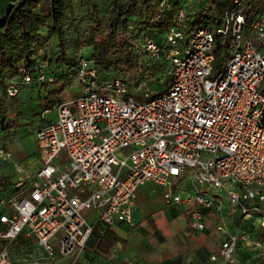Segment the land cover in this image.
Returning a JSON list of instances; mask_svg holds the SVG:
<instances>
[{
    "label": "built area",
    "instance_id": "built-area-1",
    "mask_svg": "<svg viewBox=\"0 0 264 264\" xmlns=\"http://www.w3.org/2000/svg\"><path fill=\"white\" fill-rule=\"evenodd\" d=\"M229 1L214 31L173 26L160 44L142 36V52L169 66L161 96L133 100L120 78L100 82L93 60L77 59L80 94L43 110L42 116L54 111L56 119L34 133L36 169L20 164L12 183L0 181V240L6 246L19 237L32 240L43 256L12 261L5 247L0 264H51L57 257L73 263L94 222L100 228L133 225L137 189L147 184L163 187L167 206L195 204L188 220L195 232L205 231L203 211L218 217V257L225 264H234L249 234L229 231L224 211L258 216L264 233V5L245 15L248 0ZM216 37L230 55L217 73ZM33 70L34 76L10 79L8 97L23 86L53 82L46 61ZM11 159L0 145V162ZM182 176L190 190L172 191V180ZM58 233L54 250L49 242Z\"/></svg>",
    "mask_w": 264,
    "mask_h": 264
},
{
    "label": "trees",
    "instance_id": "trees-1",
    "mask_svg": "<svg viewBox=\"0 0 264 264\" xmlns=\"http://www.w3.org/2000/svg\"><path fill=\"white\" fill-rule=\"evenodd\" d=\"M184 1L106 0V10L101 14L94 0H0V133L19 126L16 119L21 101L19 93L8 97V82L24 73L34 76L33 68L41 61L47 62V75L53 82L37 85L40 88L76 80L77 59L81 56L93 60L100 82L118 77L128 85L130 95L143 80L157 82L160 75L166 78L163 85L167 86L169 66L142 52V36L160 44L163 33L173 26L185 31H214L231 5L229 0H196L197 5L188 14L183 10ZM243 6L247 15L261 6V1L248 0ZM80 11L85 12L84 17L78 16ZM179 11L183 12L182 19L178 18ZM223 53L222 39L216 37L214 70ZM135 97L143 100L141 95ZM47 99V108L61 101ZM11 114L15 117L10 118ZM255 237L260 238V232ZM18 241L27 244L22 237Z\"/></svg>",
    "mask_w": 264,
    "mask_h": 264
},
{
    "label": "crops",
    "instance_id": "crops-1",
    "mask_svg": "<svg viewBox=\"0 0 264 264\" xmlns=\"http://www.w3.org/2000/svg\"><path fill=\"white\" fill-rule=\"evenodd\" d=\"M56 85L61 86V92L51 87L40 88L35 85L25 87L24 92L25 95L29 93L30 98L32 92H35L39 99L45 100L51 96L49 93L56 91L52 97H58L64 101L61 95L66 94V86H79L76 80L61 81ZM42 112L40 113L39 124L34 129L21 131L24 124L18 122V128L2 134L0 145L12 155V159L0 162V181L12 183L13 178L17 176V168L20 164L28 163L36 169L37 149L34 133L39 127L49 122L43 119ZM26 140L29 142L28 144L24 143ZM8 164L16 166V170L12 174L9 173L10 175L5 170ZM178 185H175L174 188L190 190L187 178H183ZM163 191V187L151 184L138 188L131 227L116 225L100 228L94 222V231L86 248L73 263L69 258L57 257L51 264H222L219 257L216 261L209 260L216 253L215 248L217 247L216 250L219 248V237L218 235L214 236L216 233L215 225L219 222L218 217L211 211H203L205 231L195 232L188 227V220L190 212L196 205L167 206L162 200ZM155 196L160 201L155 202L152 199ZM85 214L92 220V213ZM246 218L259 219L255 215L245 218L230 217L226 215V211L222 216L223 222L230 229L231 225L239 222H243L245 227ZM178 219L184 220L185 230L175 229V226L171 228V225H174ZM233 231L237 232V230ZM237 251L238 249L235 259Z\"/></svg>",
    "mask_w": 264,
    "mask_h": 264
},
{
    "label": "rangeland",
    "instance_id": "rangeland-1",
    "mask_svg": "<svg viewBox=\"0 0 264 264\" xmlns=\"http://www.w3.org/2000/svg\"><path fill=\"white\" fill-rule=\"evenodd\" d=\"M94 1L96 2V5L98 7L99 12L101 14H103L105 12L106 6H107L106 0H94ZM260 1H261V6L264 5V0H260ZM196 5H197L196 0H185L184 3L182 4L183 10L188 12V14L191 13V10H193ZM243 8H244V6L242 7V10H243ZM250 14H251V11H250ZM84 15H85L84 11H80L78 14V16H80V17H84ZM180 25H184V24L180 23ZM229 43L230 42L227 38L225 46L229 45ZM253 43H254L255 47H258L257 42L253 41ZM81 53H84V52L81 51ZM220 57H221V59L218 63V68H217L216 73L221 72L224 69V67L226 66L227 60L230 57L226 48L224 49V53L221 54ZM110 77H111V75H109V78ZM165 81H166V78L164 76H161V75L159 76V80L157 82L150 81V80H143L137 89L132 90L133 94L129 95V97L132 98L133 100H138V99H136L135 96L141 95V96H143L142 101H146V100H148L145 98L147 96H152V95H155L156 93H158L156 96H161L164 93L163 90L166 88V86L163 85V83ZM25 87H27V86H24L20 89V92L18 95L19 101H21V102H19V104H18V110L20 111V114H18L16 121L20 122L21 124H24V126L21 127L22 128L21 131H24L25 129H34L39 124L40 113L44 110V108H47L46 100H44L43 98L39 99L38 94H36L35 92H32L31 98L28 96L29 93H26V95H25V92H24ZM51 88L57 89L60 92L62 89L60 85H54V86H51ZM66 90H67L66 94H62L61 96H62L63 100L65 102H68V103L80 94V86H77V85L66 86ZM57 99H58V97L49 96V99H47V100L55 101ZM68 100H70V101H68ZM8 101L9 100L7 99L6 103H8ZM69 107L71 108L72 105L69 104ZM9 117L14 118L15 116L14 115L12 116V114H11ZM43 119H45L46 121H55L56 113L54 111H52L48 114H45ZM24 143L28 144L29 142L26 140V142H24ZM64 155H65L64 151L60 153V155H59L60 163H63L65 161ZM122 155H123L122 152L118 153V156H122ZM5 170L8 172V174L9 173L12 174L16 170V166L8 164V165H6ZM188 175H189L188 173L185 174L186 177H188ZM183 177L184 176H182V178ZM182 178L172 180V183L170 185V189L172 191L174 190L175 185H178V184L180 185V180ZM15 179H16V176L13 178V181ZM152 199L155 202L160 201V199H157L156 196ZM82 214H85V212H83ZM246 219L247 220L244 221V223L246 222L245 227L242 224L243 222H239L237 224L231 225L232 226L231 229L227 227L228 230L232 231V232H234L233 230H237V231L244 230L249 234L248 241H246L244 244L239 245V247L237 248L238 251H237V256H236L234 264H264V233L262 232L261 227H260V218L259 219L246 218ZM240 225H241V227H240ZM171 226H172L171 228H173V226H175V229H181V230L186 229V224H185L184 220H180V219L175 221L174 225H171ZM256 231L260 232V234H261V237L258 239L255 237ZM213 233H214V231H213ZM217 235H218L217 233H214V236H217ZM60 238H61V234L58 233L50 240L49 243L53 247L54 250H56V248H57L56 244ZM261 238H262V240H261ZM254 243H257L258 245H255ZM5 247H6L7 253L10 255L12 261L28 259L31 256H36V257H42L43 256L42 253L33 244L32 240H27V244H20L18 239H17L7 246H6V243H4L0 240V250L5 248ZM216 249H217V247L215 248V251L217 254L215 253L214 255L217 256V258H218V250H216ZM220 262L222 264H225L221 260H220Z\"/></svg>",
    "mask_w": 264,
    "mask_h": 264
}]
</instances>
